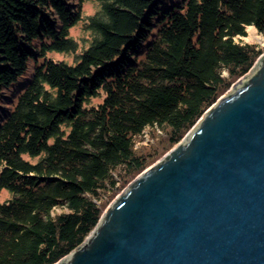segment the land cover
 Returning <instances> with one entry per match:
<instances>
[{"label": "trees", "instance_id": "trees-1", "mask_svg": "<svg viewBox=\"0 0 264 264\" xmlns=\"http://www.w3.org/2000/svg\"><path fill=\"white\" fill-rule=\"evenodd\" d=\"M251 28L264 0H0V264L78 247L254 67Z\"/></svg>", "mask_w": 264, "mask_h": 264}, {"label": "water", "instance_id": "water-1", "mask_svg": "<svg viewBox=\"0 0 264 264\" xmlns=\"http://www.w3.org/2000/svg\"><path fill=\"white\" fill-rule=\"evenodd\" d=\"M56 264H264V53Z\"/></svg>", "mask_w": 264, "mask_h": 264}, {"label": "rangeland", "instance_id": "rangeland-1", "mask_svg": "<svg viewBox=\"0 0 264 264\" xmlns=\"http://www.w3.org/2000/svg\"><path fill=\"white\" fill-rule=\"evenodd\" d=\"M85 7H86V12L87 13H90V12H92L93 10H94V7H93V4L90 2V3H87L86 5H85ZM72 34L73 35H75V36H79L80 35V33H81V31H82V29H80V25H77V26H75V27H73L72 29ZM250 33H251V35L248 37V40H250V41H253V42H259V44H261V45H263L264 46V33H260V32H258V31H256L254 28H251L250 29ZM55 57H57V58H59V57H63V54H57V53H54L53 54ZM154 140L155 139H153V137H150V135L149 134H147L146 136H145V138H142L141 139V143H140V148H141V150L142 151H144V152H147V151H149L150 149H151V144L152 143H154ZM174 148V147H173ZM171 150V149H170ZM169 151V150H168ZM162 157V156H161ZM161 157L160 158H158V160L159 159H161ZM157 161V160H156ZM154 163V162H153ZM138 176V175H137ZM135 178V177H134ZM132 180V179H131ZM130 183H131V181H130ZM129 183V184H130ZM128 184V185H129ZM127 185V186H128ZM127 186H125V187H127ZM124 187V188H125ZM123 188V189H124ZM123 189H121V190H123ZM120 190V191H121ZM120 194V192L118 193V195ZM10 195H11V192H9L7 189H4V190H2L1 191V193H0V200H5V199H8L9 197H10ZM118 195H116L112 200H110V203L118 196ZM110 203H108L107 204V206L105 207V209H104V212L107 210V208L110 206L109 204ZM103 212V213H104ZM102 213V214H103Z\"/></svg>", "mask_w": 264, "mask_h": 264}]
</instances>
